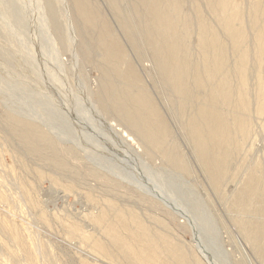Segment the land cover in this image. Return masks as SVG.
<instances>
[{
	"label": "bare ground",
	"instance_id": "obj_1",
	"mask_svg": "<svg viewBox=\"0 0 264 264\" xmlns=\"http://www.w3.org/2000/svg\"><path fill=\"white\" fill-rule=\"evenodd\" d=\"M45 1L47 4V11L45 10L46 7L44 8L47 12L45 15L49 14L47 16H50L51 28L58 36L62 46L67 48L70 45L67 39L68 34H65L64 26L58 16L54 1ZM68 1L71 2L69 15L72 18L74 29L79 38L77 35L75 36L78 38L77 40H80L78 51L81 53L85 65L87 64L88 67L92 66L99 74L97 82L95 81L97 85L94 90L90 89V95L96 102V112L101 113L100 115L103 116L99 119L105 124L111 135V138L109 137L110 135H107L110 139V146H114L113 149L116 150L117 154L126 155L128 157L126 161L131 165L134 162L135 164L136 162H141L142 158H144L148 159L149 164L153 163L156 168H167L171 172H167L171 175V179L169 177L170 184L175 183L178 187L180 185L181 192H183L184 185L186 186L184 184L186 180L184 182H179V180L176 183L174 178L176 180L180 178L183 180V177L192 178L195 175L193 171L195 166L193 167L191 159L197 160L199 163L197 168H203H201V171L209 179L212 189L216 191L214 193L218 194V197L226 202V210L234 214L233 222L235 221L234 224L238 226L247 250L251 251L252 254L254 253L253 255H256L264 264V158L259 155L255 156L256 149L252 150L256 148V141L259 139L257 131H259L258 126L261 124L258 121H262L261 118L264 116V0H105L107 2L106 5H109L108 8L111 9L109 11L113 14V20L117 24L106 15L105 10L101 6L102 4L97 0ZM40 5L43 6V4ZM74 39L72 38V40ZM29 62H32V60ZM145 62L146 64L147 62L151 64L149 65L150 68L143 65ZM140 64H142V68H140ZM56 65L58 66V64ZM82 67L81 69L84 68ZM14 115L13 113H5L1 119L6 129L3 128L11 136L7 135L9 140L5 138L6 141L4 143H10L11 138L22 145L20 146L23 147V150L20 149L19 151L18 149L19 152L12 151L16 157V159L12 160H16L15 163L20 162L22 166H26L27 169L24 168L25 171H28L27 173L31 172V170L27 167L28 163L25 161V155L35 157L33 159L37 158L39 162L40 160L44 161L46 166L48 165V168H50L52 175H48L52 181L57 186L61 185L62 187L60 186V188H65L66 192L75 193L80 189L78 181H85L91 178L90 181L94 179L95 182H104L107 186L121 188L124 190H122L123 192L126 191L132 196L136 195L139 198L137 205V202L130 198L128 202L132 201L135 203V207L132 206L133 208L131 209L133 204L127 203V206H125L128 207L129 205L130 209H126L120 206L121 204H126V200L124 203L122 201V197L127 199L126 194L123 196L122 192L115 188L122 195L118 205L115 200L111 201L110 199L118 198L119 192L115 193L117 196L113 195L112 191H110L112 194L107 193L115 196V198H112V196L110 198L106 197L107 199L103 198L106 200L102 201L105 209L100 210L103 208L101 206L97 208L99 211L94 210L95 213L99 212L97 215L91 213L92 211L90 214H86L88 217L85 215L88 218L85 220H88L87 222L91 226L90 229L93 226L92 230L94 229V232L86 231L87 226L82 224L83 220L81 223V219L78 223L71 220L72 222L71 224L69 223V226L68 223H64L65 219H61L64 221V225L68 226V235L66 237L70 241L80 240L81 243L88 245L91 252L97 257H101L112 264H218L215 262L217 261L216 258L213 257V259L215 258L214 261L210 256L211 254L209 255L210 252L208 253L205 247V250L202 248L199 242L201 238L197 236V233L200 232L198 226L202 223V214H200L201 219L197 220L200 225H197L196 221L194 222L193 220L194 218L188 217L187 211H184L185 213L182 211V206L178 203V194H171L173 193L172 191L169 195L167 192V190L169 191L168 184L167 190L165 187V189L162 188V185L161 188L164 191H159L162 183L159 181L162 179L160 176L161 171V173L156 171L158 173L157 176L161 177L158 180L159 183L157 185L154 184L156 187L160 185L158 188L151 185L153 184L151 183L152 179L147 181L142 179L149 178L151 175L149 172L147 175L145 174L147 172L144 173L147 177L141 174H139L140 176L137 175L136 178L138 176L140 178L136 179V181L132 179L134 177L126 176L117 167L111 166V162L109 164L105 162L99 152L98 154L101 156L102 159L100 158V160L102 161L96 159L98 157H96L97 154L95 157L92 156L95 159L89 158L90 156L88 155L86 156L89 153L88 151L85 154L83 153L84 155L82 156L81 152L84 151V146L73 143L72 145L70 141V143L68 142L69 139H67V142L71 145L66 142L65 145L62 144L64 139L62 140L60 137L62 141L57 139L59 130L57 131L58 135L52 130L53 132L51 133H55L57 136L55 138L54 134L51 136L49 132H46V127L41 126L40 123L38 125L36 124L37 122L27 120V117L23 119V116L17 118L18 116L15 117L16 115ZM24 115L27 114L25 113ZM90 121L92 122V120ZM72 124V127L75 126L76 128L77 124L74 125V122ZM80 127L75 130L83 129V125ZM102 131L100 130L101 133L105 132ZM64 132L66 133V131ZM79 135L77 134V137ZM83 136L85 138L86 134ZM90 136L88 141H91ZM2 137L6 136L2 135ZM87 139L86 137L85 140ZM93 141L90 144L94 143ZM83 142L86 143L84 140ZM105 142H102L104 146L107 145H105ZM184 144L188 146L189 150H186L189 153L185 151ZM98 145L100 146V144ZM87 147L91 148L88 145ZM11 148L9 147V149ZM110 149L112 148L110 147ZM251 152H255L252 158H260V160L256 163L254 161L253 164H255L243 173V168L245 169L246 165L247 167L249 165L248 163L245 165V162L248 158H251V155H249ZM126 156L124 157L126 158ZM83 157L87 161L83 160ZM239 157H242L240 160L244 161L241 164H237V167L235 163H238L236 161ZM110 158L112 159V157ZM146 166L148 164H145ZM153 166H151L152 169L154 168ZM147 169L150 171V166ZM241 172L245 176H242ZM13 174L12 176H14ZM152 174L154 173L152 172ZM37 175L42 180L49 177L41 171H38ZM195 176L197 177V174ZM150 178L156 179V176L154 175V177ZM166 179L162 180L164 182L162 184H165ZM173 180L174 182L172 183ZM148 181L151 182L148 183ZM167 181L169 182V180ZM231 183H234L235 186H231L229 190L227 188ZM26 184L24 180L21 181L22 189H25ZM86 184L88 185V182ZM93 184L96 187V183H90L89 185ZM171 186L175 188V185ZM99 187L97 190H99ZM112 187L110 188L111 190ZM96 188L93 189L96 190ZM31 190V188L26 190L28 198H34L33 194L35 193ZM102 191L104 192L103 188ZM165 191L169 196L165 194ZM198 192L196 193L198 194ZM11 193L13 194L14 192ZM86 193L88 194V191ZM92 193L95 192L93 191ZM103 194L105 195V192ZM183 194L181 195L182 197ZM97 195L101 197L98 192ZM131 195H127L128 198ZM87 196L91 203L96 204L98 202L94 198L96 195L93 197L88 194ZM136 196L134 198H137ZM190 196H192V193ZM8 197L12 198L9 195H3L2 199L7 200V203H9L10 198ZM26 197L25 199L28 200ZM38 198L36 197L35 199ZM31 201L35 205L39 202L37 200V202H34L35 200ZM121 201L122 203H120ZM22 202L25 203L24 201ZM32 204L30 202L29 205L32 207ZM38 204L40 206V202ZM97 204L99 205V203ZM139 205L144 209L139 207ZM40 207L42 208V206ZM188 209L190 211V208ZM39 210L37 209V211ZM197 210L200 209L197 208ZM194 212L197 215V211L194 210ZM204 223L201 226L202 228H204ZM206 223L205 225H207ZM213 223L214 221L211 222V224ZM211 224L208 225L211 226ZM216 227L218 226L216 225ZM97 230L102 234L100 239L97 237ZM7 233L11 241L15 242V245L23 247L26 258L35 262V249L33 250L34 252L32 249L30 250V247L27 246L28 244L25 247V242L22 241L18 232H6L5 235ZM185 233L192 234L194 239L189 246L187 242L185 243L187 240L184 237ZM206 233H208V229ZM212 233L209 232L208 234L212 238H209L211 240H213ZM99 234L98 236H100ZM248 256L246 255L247 258Z\"/></svg>",
	"mask_w": 264,
	"mask_h": 264
},
{
	"label": "rangeland",
	"instance_id": "obj_2",
	"mask_svg": "<svg viewBox=\"0 0 264 264\" xmlns=\"http://www.w3.org/2000/svg\"><path fill=\"white\" fill-rule=\"evenodd\" d=\"M42 1L44 2V0H0V17H1L0 18V95H1V97H3V98L0 97V101H2L0 103V122H1L0 125L1 126L3 125L2 127L0 126V135L2 134L3 136L4 135L6 136V137H2V135L0 136V137H2V139H0V142H1V144H0V149H1L0 150V161H1L0 162V170H1L0 179L1 180L0 181H2L1 186H0V219H1V221H0V264H69V263L70 264H78V262H80L79 264H81V262H82V264H112L110 262L108 263V261H106L105 259H102L101 257H97L94 253L91 252V249H89V246L81 243L80 240L76 239V240L70 241V239L68 237H66L68 235L67 227L71 224L72 221L78 223V222H80V219H81V223L83 220L82 224L87 226L86 231L90 230V231L94 232V229L92 230L93 226L90 229L91 226L87 222L88 220L87 221L85 220V219H88L87 215L90 214L91 211H92L91 213H94L97 215L99 213V212L95 213L96 210L99 211L97 208L102 206L103 208H101L100 210L105 209L104 205H102L104 203L102 201L105 200L103 198H106V197L110 198L111 196H112V198H115V196H117L116 194L119 191L122 192V193L119 192V194H118L119 197L115 198V199H110L111 201L115 200V202L118 204L119 200H121L120 197H122V195L124 196L126 194L127 199H123L124 197H122V201H123V203L125 202V200L127 202H125L126 204H124V205L121 204L120 205L121 207H124L126 209L127 208L130 209L129 205H128V207H126L127 203L130 205H131V203L133 204V205H131V209L133 207H135V205H134L135 203H133L132 201L128 202L130 200V198H131V200L133 199L134 202L135 201L137 202L136 205L139 203V198L136 195L135 196L137 198H134L135 196H132L131 194H129L126 191H125L126 192L125 193V192H123L124 191L123 189L117 188V187H115V188L119 189V191H116V189L112 186H111L112 187V190H111L110 185H108L110 187L109 188L104 182L103 183H100L97 181L95 182L94 179H92L94 182L90 181L91 178H88L87 180L84 179L85 181H83V180L78 181V185H79L80 189L78 191H76L75 193L74 192L73 193L68 192V191L66 192L65 188L64 189L60 188L61 185L57 186L52 181V179L49 176V175H52V173H50V170H49L50 168H48L49 167L48 165L46 166V163L44 161L39 159L40 160V162H39L37 158L33 159L35 157L25 155V157H26L25 161H26V163H28L27 167H29V169L32 172V173L31 172L27 173L28 171L27 170L25 171L26 166H22L20 162H18V163H20V164H18L17 162L15 163L16 160H12V159H16L15 154L12 151L17 152L18 149H19V151H20V149L23 150L22 149L23 147H21L22 145L20 143L16 142L14 139H11V138H10V140H11L10 143H8V142L4 143L6 141L5 138H8V140H9V137H11L7 134V132H6L7 130H5L6 128L4 127L5 125L2 124L3 121H1V119L5 115V113L6 114L7 113L12 114L13 113L16 115V116L14 115L15 117L18 116L17 118H19V117L21 118L23 116L22 118L24 119V117H25V119H26V117H27V120L29 119V121H32V122L34 121L35 123L37 122L36 124H38V125L41 124V126H45L47 131L45 128H43V127L42 128L46 132H49V134H51V136L54 134L55 138L57 137L55 135V133L58 135L57 131L59 130V135H61V131L63 130L62 135H64V136L58 135V137H57L58 140L60 138H62V140L64 139L63 141L60 139L62 142H64L62 144L65 145L69 141L71 142V144L72 143L75 145L80 144L82 147L84 146L83 147L84 151L81 152L82 156L85 153H87L86 151L89 152L86 154V156L87 155L90 156L89 158H94L95 155L97 154L96 157L97 156L98 157L96 159L98 161L100 160V158L102 156V158L105 162H108V164L111 162V166H113L115 168L117 167V169L120 170L121 172H123V174L126 176L134 177V178H132L134 180L140 178L139 174H141V175L146 174L147 175L148 172L152 176L149 174L150 176L148 175L149 176V178H148L145 175L144 177H147V178H142V179H144V181L152 179L151 180L152 182L148 181V183H150V182L153 183L151 185H154V184L157 185V183H159L158 180L161 179V177H162V179L159 180L160 183L161 182L164 183L162 180L168 178L165 180L166 185L161 183V186L158 184L160 186V187L159 186L158 187L161 188L163 185L162 188L165 187L167 190V184H168L169 185L168 186L169 191L167 190V192L169 193V195H170V192H172V191H173V193H171V194H176V193L178 194V195L177 194L176 195H177V197H179V199L178 198L177 199H178V203L182 206V209H183L182 211L183 212L187 211L188 217L194 218L193 220H194V222L196 221L197 225H200V223H198V221H199V219L202 218L201 219L202 223L200 226H198V229L200 230V232L197 231L200 233V234L197 233V236H199L201 239L199 237H197V238L200 239L199 242L201 243L202 248L204 249V247H205L206 251L208 253L210 252L209 255L211 254L210 256L212 257V259H213V257L216 258V260L218 262L215 261V258L213 259L216 263H218V264L219 263L220 264H244L245 263L246 264L247 260L250 258L251 260L249 259L247 264H263L257 258L256 255H253L254 253L252 254L251 251L249 252L247 250V246L245 245V241L243 239V236L241 235V232L239 231L238 226L234 224L235 221L233 222L234 214L232 213L233 214V216H232L231 212L226 210L227 209L226 208V202L224 200H221V198L218 197L219 196L218 194H215L216 191L214 189H212L213 187H212L210 181H208L209 179L201 171L203 168L202 167H199V169L197 168V166L199 164L197 160L191 159V162L194 163V164L192 163L193 167L195 166L193 171H194L195 175L197 174V177L195 175H193V177H192L193 179L191 177H189V178L183 177L182 178L183 180H181V178L178 180H176V178H174L175 182L176 181L178 182L179 180H180L179 182H181V181L184 182L186 180L184 182V184H186V186L183 184L184 187H183V189L181 188L183 192H181L180 191V185L178 187V185L173 183L174 180L172 181L173 184H170L171 183V181H170L171 175H169V174L171 172L167 168H165V167L156 168L153 166V163L149 164L148 159H144V158H142L143 160H141V162H139V163L136 162V164H135V162H134L132 164L133 165L132 166L131 164H129L128 161H126V159H128V157L126 155H121V154L119 155V153L117 154V152H115L116 150L113 149L114 146L113 147H112V145L110 146L111 143H109V141H110L109 137L111 138V135L109 134V131L107 130L105 124L99 119V118H102L103 116L100 115L101 113L96 112V109H95L96 102L94 101V99L90 95V89L94 90L96 85H97V83H96L97 82V76L99 74L94 70V68L92 66L88 67L87 64L85 65L84 61L82 60L81 53L78 51L79 50L78 46H79L80 40H77L79 38V36L74 29L72 18L69 15L70 10H71V2L68 0H53L54 4L56 6V10L58 12V16L61 18V21L63 23L65 34L70 35V36L67 35V39H68V43L70 42L71 47H70V45H68V47L66 48V47L62 46L61 41L59 40L58 36L53 32L54 30H53V28H51V24H50L51 22H49L50 16L49 17L47 16L49 14L45 15L47 13L46 12L47 11L46 10L47 9L46 1L44 3ZM97 1L100 4H102L101 6L105 10L106 15L110 19H112V21L115 23V21L113 20V17H112L113 14H111V11H109L111 9L108 8L109 5L108 6L106 5L107 2L105 0H97ZM9 4H11V5H9ZM40 4H43V6ZM24 6H26L27 8ZM244 6H245V4H244ZM44 8L46 11L44 10ZM69 8H70V10H69ZM23 10L24 11L26 10V11L24 12ZM47 19H49V20H47ZM115 24H117V23H115ZM4 26H6V27H4ZM45 26H46V28H45ZM46 30H47V32H46ZM50 30L52 33L49 32ZM23 35H24V37H23ZM75 35H77L78 38ZM75 37H76V39H74ZM72 38L74 40H72ZM44 39L45 40L47 39V40L45 41ZM76 40H77V42H76ZM44 50H45V52H43ZM15 51H17V52H15ZM18 51H19V53H18ZM69 52H71V53H69ZM20 53L21 54L23 53V54L21 55ZM60 55H63V56H60ZM19 56H20V58H19ZM31 60L33 63L29 62ZM29 63H30V65H28ZM56 64H58L59 67ZM143 65L150 68L149 65H151V64H149L148 62L146 64V62H145ZM81 66H83L84 68L82 67L83 69H81ZM85 66H87V67L85 68ZM139 66H140V68H142V64H140ZM78 70L79 71L83 70V71L81 73V71L79 72ZM18 71H20V72H18ZM83 72H85L86 74ZM39 74H40V76H39ZM149 82L151 83V81H149ZM3 100H5V101L3 102ZM9 103H10V105H9ZM2 104H3V106H2ZM6 104H7L8 108H7ZM4 107H6V108H4ZM9 107L12 109H10ZM17 109H18V111H17ZM20 111L21 112L23 111V112L21 113ZM25 113L28 116L24 115ZM91 116H92V118H91ZM82 117H83V119H82ZM263 117L261 118L262 121H260V120L258 121L259 124H261V125L258 126L259 131H257V132L259 133V139L257 140L258 142L256 141V146H255L256 148L252 149V150L256 149V153L254 152L255 156L259 155V156H261V158H264V155H263L264 154V144H263L264 143V118ZM94 118L97 119L99 122L97 120L95 121ZM87 119H89V120H87ZM83 120H85V121L83 122ZM90 120H92V122ZM71 121H72V123L74 122V125L77 124L76 128H75V126L72 127L73 124L71 123ZM96 122H98V124H96ZM78 123H80V124L78 125ZM90 123L91 124L93 123V124L91 125ZM94 123L96 126L94 125ZM82 125H83V127H82ZM80 126L83 128V129H81L82 131L80 129L75 130V129L79 128ZM87 127H89V128L87 129ZM2 128H3V130H2ZM60 128H61V130H60ZM95 128L98 130L96 131ZM100 128H102V129H100ZM99 129L105 131V132L102 131L104 134L101 133ZM52 130H54L55 133H51V132H53ZM85 130H88L89 132L85 131ZM64 131H66V133ZM78 131L83 132L82 133L83 135L86 134L85 138H83L84 136L81 134V132H78ZM90 131H92V132H90ZM98 132H100V133H98ZM75 133H76V136H75ZM77 134L78 135L81 134L82 136L79 135L77 137ZM94 134H95V136H94ZM89 135H91L90 136L91 141H88L90 139ZM107 135L108 136L110 135V136L108 137ZM104 136H106V137H104ZM63 137H66V138H63ZM86 137L88 138L87 140H85ZM100 138H103V139H100ZM67 139H69L68 142H67ZM99 139L103 140V141H100ZM83 140L86 143H84ZM92 140H94L93 141L94 143L90 144V142H92ZM12 142H13V145H12ZM95 142H96V144H95ZM102 142L103 143L105 142V145L106 144L107 145L104 146L102 144ZM14 143H18L19 146L20 145L21 146L19 147L18 144H14ZM69 143H68V145H71ZM84 144L91 146V148L87 147V145H84ZM98 144H100V146ZM9 147L10 148L12 147V148L9 149ZM110 147L112 149H110ZM187 147L188 146L185 145L184 149L187 153H189L187 151V150H189V148H187ZM100 148H104V149L101 150ZM5 149H7V150H5ZM105 149L107 150V152ZM261 149H263V150H261ZM90 150H91V152H90ZM94 152H95V154H94ZM98 152L101 156H99ZM104 152H106V153H104ZM254 153L251 152L249 154V155H251V158L250 159L248 158V160L245 162V165H246V163H248L249 165H248V167L246 165L245 169L243 168V170H244V171L242 170L243 173L248 171L250 167H252L257 161L260 160V158H256V159L252 158ZM91 154H94V155H91ZM104 154L106 157L104 156ZM109 154H110V156H109ZM92 156H94V157H92ZM124 156H126V158ZM25 157H24V159H25ZM107 157H109V158H107ZM110 157H112V159ZM238 159L236 161L238 163L234 162L236 164L235 166H237V164H239V163L240 164L243 163V161H244V160H240V159H242V157H239ZM31 160L33 163L31 162ZM83 160L87 161L85 158ZM100 161H102V160H100ZM146 161H147V163H146ZM254 161H255V163L253 164ZM41 163H43V164H41ZM145 164H148V166H146L147 168H149V166H150V168H151L150 171H152L154 174H152V172H150L149 169H147L145 167ZM138 166H140L141 168ZM151 166H153L155 169L153 168L154 169L153 170ZM45 168H46V170H45ZM43 169H44V171H43ZM144 169L145 170L147 169V170L145 171ZM158 169H160V170H158ZM164 170L166 171L165 173H164ZM195 170H196V173H195ZM38 171H41L47 175L49 174L48 175L49 177L44 178L43 180L39 179L37 177ZM154 171L155 172L157 171L159 173L162 172L160 174L161 177L159 178L158 177L159 175L157 176L158 173L157 172L155 173ZM3 172H4V174L2 175ZM145 172H147V173H145ZM167 172H170V173H167ZM243 173H242V176H245V175H243ZM12 174L14 176H12ZM30 175L31 176L33 175L32 178ZM137 175H139L138 178H136ZM154 175L156 176V179L150 178V177H154ZM169 177H170V179H169ZM23 180L28 184V186H27V184L25 185V189L27 190L28 188H31L32 189L31 191L32 192L34 191L33 192V193H35V194H33L34 198H31V197H30L31 199L28 198L29 196L26 195V190L24 188L22 189L21 181H23ZM65 180H67V179L65 178ZM167 180H169V182ZM89 181L91 184L96 183L97 188L95 187L94 184L89 185L90 184ZM80 182H81V184H79ZM87 182H88V185L86 184ZM84 184H86V185H84ZM99 184H100V187H99ZM102 184H104L103 185L104 187L102 186ZM189 184L191 187L189 186ZM171 185H175V188ZM209 185H211V186H209ZM90 186H92V187H90ZM229 186L227 189L230 190L231 186H235V184L231 183V185H229ZM98 187H99V190H97ZM158 187H156V188H158ZM172 187L174 188V190H172L173 189ZM93 188H96L97 192L99 193V195H101V197L100 196L98 197L96 190H94ZM102 188L104 189L105 195L103 194L104 192L102 191ZM127 188H129V187H127ZM114 189H115V191H114ZM129 189H131V188H129ZM161 189L159 191L163 192L164 190L163 189L161 190ZM36 190H37V192H36ZM190 190L191 191L193 190V191L191 192ZM87 191H88V194L92 195L93 197L96 195L94 198H95L96 202L98 201L97 203H99L100 206L97 203L96 204L91 203L88 200L89 198L87 196L88 194L86 193ZM93 191L96 194L92 193ZM110 191H112L113 195H115V196L110 195V194L108 195L107 193H111ZM195 191L196 192L199 191L198 194ZM3 192H4V194H3ZM11 192H14V193L12 194ZM1 193H2V197H3V195L4 196L9 195L12 197V198L8 197V198H10L9 199L10 202L9 201L8 202L11 204L7 203V200L2 199ZM20 193H22V194H20ZM120 193L122 195H120ZM168 193H166V191H165V194H167V196H169ZM181 193L182 194L184 193L183 197L181 196L182 195ZM191 193H192V196L194 194L195 195L192 197V196H190ZM127 195L128 196L131 195V197L128 198ZM137 195H139V194H137ZM197 195H198V197H197ZM24 196L25 197L27 196L26 198H28V200L25 199ZM35 196L37 198L38 197L39 198L35 199L36 198ZM184 196H186V197H184ZM228 196H229V194H228ZM86 198H87V200H86ZM192 198H193V200L191 201ZM26 200H27V202H26ZM31 200H35L34 202L39 201L40 206H42V208L39 206V204H38L39 202L36 203V205L38 204L36 206L35 204H32L33 201H31ZM194 200H197L199 202L197 203V201H194ZM200 200H201V202H200ZM22 201H24L25 203H23ZM122 201L120 203H122ZM206 201H208V202H206ZM30 202L32 204V207H31V205H29ZM192 203H193V205H192ZM202 203H204V204L202 205ZM26 204H28V205H26ZM90 204H91V207H90ZM197 204H199V205H197ZM11 206H12V208H11ZM14 206H16V207H14ZM29 206H30V208H29ZM34 207H37V208H34ZM139 207H142V206L139 205ZM13 208H14V211H13ZM92 208H94V209H92ZM188 208H190V211H188L189 210ZM197 208H199L200 210H197ZM37 209L38 210L40 209V210L37 211ZM201 209H203L204 212H202L203 210H201ZM194 210L197 211V215L200 212L198 216L196 215ZM206 210H208V211H206ZM190 212L194 213L195 215L194 214L191 215ZM200 214H202L203 217H201ZM192 216H195V217H192ZM207 218H208V221H207ZM61 219H63V220L65 219L64 220L65 222ZM230 220H232V221H230ZM60 221H62V222H60ZM68 221H70V222H68ZM203 221L205 223L208 222V223H206L207 225H205V223ZM213 221H214V223L211 224V222H213ZM63 222L65 224L68 223V226L64 225ZM84 222H86V223H84ZM203 223H204V226H203L204 228L201 227L203 225ZM1 224H3V225H1ZM208 224H211V226ZM88 225H89V227H88ZM216 225L218 227H216ZM4 226H5V228H4ZM6 227H7V229H6ZM199 227H201V228H199ZM207 229H208V233H206ZM2 230H3V232H2ZM7 230H9V231H7ZM18 230L21 232L19 233ZM11 231H16V232H18V234L21 235L22 241L25 242V244L23 243L24 246L26 244H28L27 246L30 247L29 248L30 250L32 249V251H33L35 249L34 250L35 251V253H34L35 254V260L34 261L35 262H32L26 258L23 247L21 245L20 246L15 245V242H12L11 238L8 237L9 236L8 233H7V235H5L6 232H11ZM97 231H98V233H100L99 234L100 236H98V233H96L97 237L100 239L102 234L99 230H97ZM212 231H213V233H212ZM209 232H211L213 234V236L211 235L213 237V240H211L212 238L210 237V235H208ZM186 234L190 235V236H187ZM233 234H235V235H233ZM215 235H216V237H215ZM184 237H185V239H187L185 241V243L187 242L188 246L190 244H192L191 242H193V240H194L192 237V234L185 233ZM209 238H211V239H209ZM26 241H28V242H26ZM33 244H34V246H33ZM53 248H55L57 250H55ZM15 251H16V253H15ZM244 251H246V252L244 253ZM212 254H214L215 256ZM52 255H53V257H52ZM246 255L247 256L249 255L248 258L246 257ZM15 258H18V259H15ZM15 260H17V261H15Z\"/></svg>",
	"mask_w": 264,
	"mask_h": 264
}]
</instances>
